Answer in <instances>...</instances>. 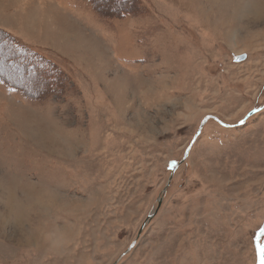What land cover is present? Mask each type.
Returning a JSON list of instances; mask_svg holds the SVG:
<instances>
[{"label": "rangeland", "instance_id": "rangeland-1", "mask_svg": "<svg viewBox=\"0 0 264 264\" xmlns=\"http://www.w3.org/2000/svg\"><path fill=\"white\" fill-rule=\"evenodd\" d=\"M47 5L0 0V264H264V0Z\"/></svg>", "mask_w": 264, "mask_h": 264}, {"label": "crops", "instance_id": "crops-1", "mask_svg": "<svg viewBox=\"0 0 264 264\" xmlns=\"http://www.w3.org/2000/svg\"><path fill=\"white\" fill-rule=\"evenodd\" d=\"M59 4L60 2L62 3L64 1V4H65V0H56ZM40 3H43V4H46L47 5V0H38V4ZM66 4H67V8H69V0H66ZM48 6V5H47ZM56 7H54L55 9V12H60L61 14V8L57 5H55ZM37 7V6H36ZM73 13H77V10L74 8L73 9V12H72V16L74 17ZM88 16H90L93 20L97 21V16L96 14L89 8L88 6ZM73 19V18H72ZM74 19L78 22H82L81 19L77 16V17H74ZM85 21L82 22V25H84Z\"/></svg>", "mask_w": 264, "mask_h": 264}, {"label": "trees", "instance_id": "trees-1", "mask_svg": "<svg viewBox=\"0 0 264 264\" xmlns=\"http://www.w3.org/2000/svg\"><path fill=\"white\" fill-rule=\"evenodd\" d=\"M110 1H112V0H110ZM100 12V11H99ZM101 13V12H100ZM10 37H12L11 35H9ZM12 43L14 42V40H16V39H14L13 37H12ZM32 55V57H31V59H34V60H36V62H39V63H41V64H43V65H45L44 63H42V61L41 60H37V59H35L34 58V56H33V54H31ZM28 57H30V56H28ZM32 65H33V63H31V64H28V66H27V70H34L33 69V67H32ZM35 71V70H34ZM3 77L2 76H0V79H2ZM3 80V79H2ZM12 87H14V86H12ZM15 89H17L16 87H15ZM17 90H19L20 91V89H17Z\"/></svg>", "mask_w": 264, "mask_h": 264}, {"label": "snow or ice", "instance_id": "snow-or-ice-1", "mask_svg": "<svg viewBox=\"0 0 264 264\" xmlns=\"http://www.w3.org/2000/svg\"><path fill=\"white\" fill-rule=\"evenodd\" d=\"M0 55H3V56H5V58H7V53H0ZM174 164H175V162L173 161L172 165H174ZM261 259H262V261H264V252H262Z\"/></svg>", "mask_w": 264, "mask_h": 264}]
</instances>
